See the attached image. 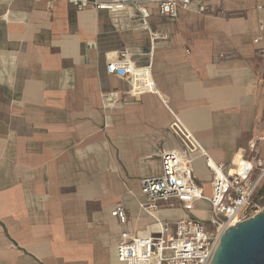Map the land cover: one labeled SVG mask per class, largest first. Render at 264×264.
Here are the masks:
<instances>
[{"label": "crops", "instance_id": "crops-1", "mask_svg": "<svg viewBox=\"0 0 264 264\" xmlns=\"http://www.w3.org/2000/svg\"><path fill=\"white\" fill-rule=\"evenodd\" d=\"M202 4L175 19L152 5L147 29L130 8L0 0V264H121L123 232L159 236L141 181L161 175L164 152L187 157L176 122L203 150L189 158L207 197L206 155L233 172L264 161V1ZM123 52L155 92L107 73ZM174 205L176 216H160ZM187 205L155 215L206 220Z\"/></svg>", "mask_w": 264, "mask_h": 264}, {"label": "built area", "instance_id": "built-area-1", "mask_svg": "<svg viewBox=\"0 0 264 264\" xmlns=\"http://www.w3.org/2000/svg\"><path fill=\"white\" fill-rule=\"evenodd\" d=\"M68 1L78 10L94 5L98 10L115 14L130 8L137 13L147 29L152 5L157 7L162 18L167 19H175L179 10L188 9L194 3L199 4L200 13L206 12L203 0ZM258 9H263V5L258 4ZM259 30L264 32V19L259 20ZM259 42L260 38L255 39V43ZM259 53L264 55V50L261 49ZM106 70L108 74L129 82L135 94L156 90L150 73L145 69H137L129 52H123L117 61L108 63ZM261 85L264 88V77ZM172 129L181 138L187 157L164 152L161 175L141 181L142 193L147 200L140 207L154 218L160 234L131 237L129 233L123 232L117 246V260L121 264H210L222 233L229 227L249 220L264 208V194L258 195L264 183V161L256 158L243 170L233 172L205 154L206 164L213 173L212 195L207 197L198 185L192 159L189 158L190 154L203 150L182 124L176 122ZM259 140H264V135ZM171 200L182 204H190L196 200L206 202L210 211L209 223L215 229L209 230L204 220L191 213L172 224L156 217L155 213L160 207ZM112 216L121 225L128 223V213L122 206H117Z\"/></svg>", "mask_w": 264, "mask_h": 264}, {"label": "water", "instance_id": "water-1", "mask_svg": "<svg viewBox=\"0 0 264 264\" xmlns=\"http://www.w3.org/2000/svg\"><path fill=\"white\" fill-rule=\"evenodd\" d=\"M210 264H264V208L222 233Z\"/></svg>", "mask_w": 264, "mask_h": 264}, {"label": "rangeland", "instance_id": "rangeland-1", "mask_svg": "<svg viewBox=\"0 0 264 264\" xmlns=\"http://www.w3.org/2000/svg\"><path fill=\"white\" fill-rule=\"evenodd\" d=\"M264 142L260 143V146L263 145ZM207 177L205 178V175H201L199 177V181L201 184L205 185V189H206V194L207 195H210L211 193V185H210V179L208 178V174H206ZM134 190L136 191V188H134ZM260 193H258V195H262L264 194L262 192V190H264V184L262 185V188L260 189ZM137 192V191H136ZM175 206V209L169 211V214L168 215H160L161 217H163L165 220H169L168 217H172L175 215L176 213V210L177 208L179 207L178 205H174ZM185 209L188 210V209H197L198 211V214L201 216V217H204L206 220H204L206 222V226L209 230L213 231L215 228H214V225L212 223H209L210 220H209V214H208V205L207 203H191V204H188L187 206H185ZM176 216V215H175ZM172 221V220H170ZM174 222V221H173Z\"/></svg>", "mask_w": 264, "mask_h": 264}, {"label": "trees", "instance_id": "trees-1", "mask_svg": "<svg viewBox=\"0 0 264 264\" xmlns=\"http://www.w3.org/2000/svg\"><path fill=\"white\" fill-rule=\"evenodd\" d=\"M260 191H261V190H259V192H258V193H260ZM262 192L264 193V190H262Z\"/></svg>", "mask_w": 264, "mask_h": 264}]
</instances>
